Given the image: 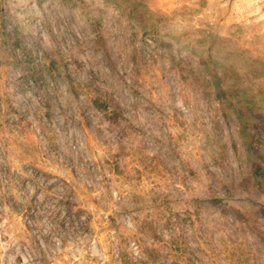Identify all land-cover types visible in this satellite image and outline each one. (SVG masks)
Instances as JSON below:
<instances>
[{
    "label": "rangeland",
    "instance_id": "1",
    "mask_svg": "<svg viewBox=\"0 0 264 264\" xmlns=\"http://www.w3.org/2000/svg\"><path fill=\"white\" fill-rule=\"evenodd\" d=\"M104 2L0 0V264H264V0Z\"/></svg>",
    "mask_w": 264,
    "mask_h": 264
},
{
    "label": "trees",
    "instance_id": "2",
    "mask_svg": "<svg viewBox=\"0 0 264 264\" xmlns=\"http://www.w3.org/2000/svg\"><path fill=\"white\" fill-rule=\"evenodd\" d=\"M116 1H118V0H107V2L105 3H102L101 5L102 6H104L103 8H106V7H110V6H114L115 7V3H116ZM121 1H123V2H128V4L130 5H132V7H141L142 5H143V0H121ZM112 3H113V5H112ZM117 7V6H116ZM118 9L119 10H121L122 11V9H123V6H119L118 7ZM134 10H137V9H134ZM100 23H102V21H101V18H100V16L98 17H93V25H99ZM152 31V30H151ZM99 33V32H98ZM151 38H152V40L153 41H155L154 43L155 44H158L159 42L155 39V37H154V35H152V34H148ZM100 42H102L103 43V40H102V38L100 37ZM101 43V44H102ZM193 44H202V43H207V41H203V40H199V39H196V40H194L193 42H192ZM192 49V44L191 43H186V45L182 48V50H183V52H187V51H192L191 50ZM195 57V59H196V61H198V62H201V58L199 57V56H194ZM209 62H212V60H210ZM224 78H223V76L221 77V79L220 80H223ZM226 90H225V92H219L218 93V99H226ZM223 102H224V100H223ZM93 105H94V107L98 110V111H100V112H106V111H108V109H109V107H108V105H107V103H105L104 101H102L100 98H97V99H95V100H93ZM241 109V113L243 114V115H246V113H250L251 115H252V117L251 118H253L254 119V117H253V114H256L257 115V117H256V119H259V120H261L262 119V115H261V112H258V110H255L254 108H249V106H246L245 105V103H244V106L242 107V108H240ZM246 111H244V110ZM250 114H247V117L248 118H250ZM116 117H118V116H115V115H113V116H111L109 119L110 120H114ZM109 164V163H108ZM251 173H252V178H253V180L256 182V184L259 186V187H261L262 186V184H263V181H264V168L263 167H261L260 165H258V164H254L252 167H251ZM17 175V174H16ZM28 178V177H27ZM27 178H25L24 176H22V175H18L17 176V179H18V184L19 185H21L22 186V188L23 189H25L26 188V179ZM30 182H31V186L32 187H37L39 190L40 189H44L43 188V186L42 185H40L39 183H38V180H35L34 178H30V180H29ZM27 192H29V188H28V190H27ZM54 200V198H52L51 196H50V194L47 192V191H45V199L43 200V202H40V205H44V211L46 210V211H48V212H54L53 210H51V208H47L46 206L48 205L47 203H48V200ZM22 208L24 209V207L22 206ZM39 209V208H38ZM70 211H73L74 210V206H72V205H69V208H68ZM28 210L26 209L25 210V213L27 212ZM58 214L57 215H59L60 214V212H57ZM28 217L29 218H31V219H33L32 221L34 222V223H36V215L35 216H32V215H28ZM58 224H59V222H58ZM51 225H53V224H51ZM57 225V224H56ZM63 225V224H62ZM64 226V225H63ZM35 243H37L38 245H39V243L36 241Z\"/></svg>",
    "mask_w": 264,
    "mask_h": 264
},
{
    "label": "clouds",
    "instance_id": "3",
    "mask_svg": "<svg viewBox=\"0 0 264 264\" xmlns=\"http://www.w3.org/2000/svg\"><path fill=\"white\" fill-rule=\"evenodd\" d=\"M32 4H33V8H31V13L33 14V12H34V9L35 8H39L40 10H42V11H45V12H47L48 11V8L46 7L48 4H49V0H42V2H41V0H32ZM13 11H15V10H13ZM19 13H17V16L19 17ZM7 31H9V32H13V25H9L8 27H7ZM13 36L15 37V33H13ZM22 47H23V45H22Z\"/></svg>",
    "mask_w": 264,
    "mask_h": 264
}]
</instances>
